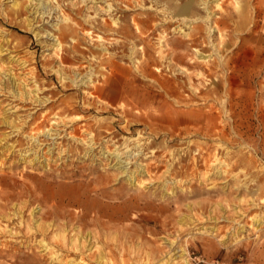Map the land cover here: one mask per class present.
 Returning a JSON list of instances; mask_svg holds the SVG:
<instances>
[{"label":"rangeland","instance_id":"374dc122","mask_svg":"<svg viewBox=\"0 0 264 264\" xmlns=\"http://www.w3.org/2000/svg\"><path fill=\"white\" fill-rule=\"evenodd\" d=\"M30 1L0 0V264H264V0Z\"/></svg>","mask_w":264,"mask_h":264},{"label":"bare ground","instance_id":"6f19581e","mask_svg":"<svg viewBox=\"0 0 264 264\" xmlns=\"http://www.w3.org/2000/svg\"><path fill=\"white\" fill-rule=\"evenodd\" d=\"M33 2H34V0H31L30 1L29 9H33L31 13H33L34 15H38L35 18V20H37L38 17H41V15H42L41 18H44L45 14L47 13V12H43V11H45V7H44L45 5L43 3H41L40 1L39 2L38 1H35L36 2L35 4H33ZM203 4L206 6L207 10H208V7L210 5H212V4H215L216 7H219L220 6L219 0H212V1H210V0H203ZM13 6H14V8H16L15 11H13V15H15V14L19 15V14L22 13L23 8L20 7L19 4H17V2H14ZM208 14H209V18L214 15L209 10H208ZM33 32L36 34V37H40L41 36V33H39V32L36 33L35 30H33ZM60 32L63 33L61 30H60ZM60 45H61V43L59 42V39L56 40V43H55L54 46H58L59 47ZM0 49H1L0 50V54H1L3 52V50H2L1 47H0ZM122 95L125 96V97H129V92H122ZM137 126H138V124H137ZM139 172L140 171L137 168L136 171L134 172V174L131 173V176H130V181L131 182L134 181V178H138L137 175H138ZM61 203L62 204H66L67 206H76L77 205L75 203V201L73 200V198H70L67 201L62 200ZM90 211L91 210L86 211V212L84 211L85 212L84 215L83 216H79L78 218H76V220L78 219V221L81 223V221L85 220L89 216V212ZM48 214L50 215V217L52 216V213H48ZM103 214H104V212H103L101 206L100 207L98 206L97 209H96V217L98 218V216H102ZM93 219L95 220V217ZM58 229L59 230H57V233L55 235V237L57 239V243H56L57 245H66L67 244V246H68L70 243L77 242V239H75V238H73V239L71 238V241H68V238H67V235H66V231H67L66 228L59 227ZM91 237L93 238V236H91ZM85 238H87V237H85Z\"/></svg>","mask_w":264,"mask_h":264}]
</instances>
